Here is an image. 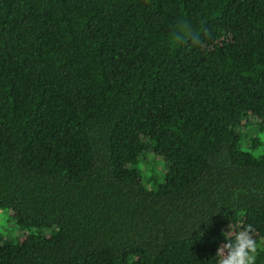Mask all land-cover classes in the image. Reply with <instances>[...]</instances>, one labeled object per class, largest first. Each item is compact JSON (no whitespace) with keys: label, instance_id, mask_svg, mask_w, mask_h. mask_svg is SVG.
Returning a JSON list of instances; mask_svg holds the SVG:
<instances>
[{"label":"trees","instance_id":"1","mask_svg":"<svg viewBox=\"0 0 264 264\" xmlns=\"http://www.w3.org/2000/svg\"><path fill=\"white\" fill-rule=\"evenodd\" d=\"M254 129L264 0H0V264H217L229 224L264 264Z\"/></svg>","mask_w":264,"mask_h":264},{"label":"rangeland","instance_id":"2","mask_svg":"<svg viewBox=\"0 0 264 264\" xmlns=\"http://www.w3.org/2000/svg\"><path fill=\"white\" fill-rule=\"evenodd\" d=\"M252 136H258L264 144V131L260 132L256 129L248 132ZM137 170L141 173L142 179L150 188L157 189L165 181V176L169 171V165L160 157L155 156L150 152L147 160L139 163L136 166ZM37 229H30V233H36ZM22 230L15 222L12 211L10 209L0 210V243L15 244Z\"/></svg>","mask_w":264,"mask_h":264},{"label":"clouds","instance_id":"3","mask_svg":"<svg viewBox=\"0 0 264 264\" xmlns=\"http://www.w3.org/2000/svg\"><path fill=\"white\" fill-rule=\"evenodd\" d=\"M183 32L190 34L187 28ZM173 39L179 43L175 37ZM228 228L222 233L227 243H223L215 255L217 264H256L259 244L255 238V228L250 224L235 228L229 224Z\"/></svg>","mask_w":264,"mask_h":264}]
</instances>
